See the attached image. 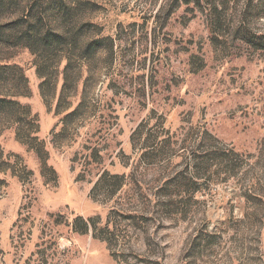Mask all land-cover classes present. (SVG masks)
<instances>
[{
	"label": "rangeland",
	"instance_id": "1",
	"mask_svg": "<svg viewBox=\"0 0 264 264\" xmlns=\"http://www.w3.org/2000/svg\"><path fill=\"white\" fill-rule=\"evenodd\" d=\"M68 1L62 22L100 46L71 108L28 49L6 63L48 167L0 122V264H264V0ZM35 2L8 1L0 26Z\"/></svg>",
	"mask_w": 264,
	"mask_h": 264
},
{
	"label": "trees",
	"instance_id": "2",
	"mask_svg": "<svg viewBox=\"0 0 264 264\" xmlns=\"http://www.w3.org/2000/svg\"><path fill=\"white\" fill-rule=\"evenodd\" d=\"M8 1L11 0H0V11L7 9ZM39 1L36 0L35 4ZM187 2L190 3L189 0ZM73 8L74 6L68 0H42L38 11L31 6L17 19L0 26V122L5 121L17 126V137L27 141V145L35 151L45 168L48 167V152L45 150V145L41 144L38 150L32 144L38 141L35 136L39 132L37 119L32 117L31 112L17 100L21 92L24 89L27 90L28 80L23 69L6 63L13 57V50L28 49L37 58L38 75L43 80L41 92L45 98L46 94L56 86L55 77L62 74L63 84L57 113L62 114L69 110L71 104L67 102V99L78 93L81 82L82 56H90L100 49L99 42L94 41L81 47L76 34L77 24L69 27L62 22ZM63 63L65 64L63 71L59 73ZM81 107L80 104L65 116L67 123L73 122L80 116ZM22 132L26 133L25 138L21 136ZM52 172L56 174L54 170ZM108 176L110 173L105 170L97 180L94 191L104 185ZM111 178L115 181L110 190L112 196L124 188V177L112 176ZM91 222L92 220L86 222L87 230L92 228Z\"/></svg>",
	"mask_w": 264,
	"mask_h": 264
}]
</instances>
